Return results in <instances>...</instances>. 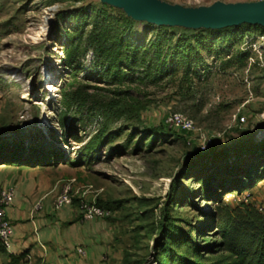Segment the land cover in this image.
<instances>
[{"label":"rangeland","instance_id":"374dc122","mask_svg":"<svg viewBox=\"0 0 264 264\" xmlns=\"http://www.w3.org/2000/svg\"><path fill=\"white\" fill-rule=\"evenodd\" d=\"M173 112L192 120V143L212 137L228 156L194 152L164 126ZM263 143L264 27L157 26L101 0H0V144L55 154L44 167L76 180L74 199L112 206L125 264H157L165 249L170 264H233L216 223L240 205L264 215L263 170L239 189L236 172L201 188L215 168L264 158Z\"/></svg>","mask_w":264,"mask_h":264},{"label":"crops","instance_id":"0c3cea01","mask_svg":"<svg viewBox=\"0 0 264 264\" xmlns=\"http://www.w3.org/2000/svg\"><path fill=\"white\" fill-rule=\"evenodd\" d=\"M67 184L77 191L75 179L60 183L48 167L0 166V188L14 194L5 208L13 232L9 249L0 252V264L20 255L28 264H125L126 237L117 235L118 222L85 221L75 204L54 208Z\"/></svg>","mask_w":264,"mask_h":264},{"label":"trees","instance_id":"16d2710c","mask_svg":"<svg viewBox=\"0 0 264 264\" xmlns=\"http://www.w3.org/2000/svg\"><path fill=\"white\" fill-rule=\"evenodd\" d=\"M175 133H182L184 136H190V134L184 132ZM189 139H191V137H189ZM189 139L187 138L186 142H188ZM191 144L194 145V152L198 155H209L211 160H213V163L216 162V160H219L220 156H228L227 153L225 155L217 153L219 151L214 149L215 146L213 139L211 144L205 149H200L196 143L191 142ZM24 154L23 149L20 147L10 146L9 144H0V166L34 168L51 166L55 161V154L51 152L31 149L29 150V154ZM248 161L249 162L245 165H240L241 167L235 166L234 168L236 170L232 168L227 170V166L220 167V169L215 168L216 171L214 170L213 173H209L205 176L206 180L202 184L203 187L201 186V195L205 197L213 191L220 190L222 188L221 182L223 181V178H228V175L226 174H235V172L240 174L239 177H236L237 175L233 176L238 185V189L241 188L239 180H241L240 176H242V174L246 177V181H250L255 177L251 175L254 173L250 174V172H254V169L257 166L263 170L262 172L264 174L263 157L256 161L252 160L253 162L251 160ZM192 166H197V163H190L188 168L190 169ZM199 178L201 179V177ZM75 203H78V199L73 200V204ZM96 205L110 212V215L104 218L105 220L111 218V211L113 210L112 206L101 204L98 201H96ZM219 218V221L216 223L218 236L222 241L224 250L229 252L233 257V264H264V215L253 207L240 205L222 214ZM0 247L3 248L1 244ZM168 253L169 252L166 249L161 251V257L156 261L157 264H170L171 261L173 262L172 256ZM21 257L23 256H10V260L18 261Z\"/></svg>","mask_w":264,"mask_h":264},{"label":"water","instance_id":"95a60500","mask_svg":"<svg viewBox=\"0 0 264 264\" xmlns=\"http://www.w3.org/2000/svg\"><path fill=\"white\" fill-rule=\"evenodd\" d=\"M122 9L135 21L187 29H223L241 25L264 27V2L224 4L196 8L161 0H101Z\"/></svg>","mask_w":264,"mask_h":264},{"label":"built area","instance_id":"2783aa9c","mask_svg":"<svg viewBox=\"0 0 264 264\" xmlns=\"http://www.w3.org/2000/svg\"><path fill=\"white\" fill-rule=\"evenodd\" d=\"M240 122H244V117H241ZM164 126L174 132H184L190 134V136L195 131L194 124L191 119L187 118L181 113H169L164 118ZM189 139L188 144L191 145V142L195 139ZM198 142V147L200 149H205L212 142V137H202L196 139ZM74 192H72V188L70 184H67L63 187L62 193L56 198L54 202V208L57 210L64 205H72L74 200ZM13 190L0 188V244L6 249H9L10 245V237L12 235V227L9 220L5 215V208L8 207L13 201ZM39 206L35 207L37 210ZM78 210L81 214V217L85 221H93L96 219H104L110 215V212L98 207L96 202H88L84 199L78 200ZM260 213H263L262 209H259ZM76 253L83 257L84 251L82 248L76 249Z\"/></svg>","mask_w":264,"mask_h":264},{"label":"bare ground","instance_id":"6f19581e","mask_svg":"<svg viewBox=\"0 0 264 264\" xmlns=\"http://www.w3.org/2000/svg\"><path fill=\"white\" fill-rule=\"evenodd\" d=\"M44 126V125H43Z\"/></svg>","mask_w":264,"mask_h":264}]
</instances>
